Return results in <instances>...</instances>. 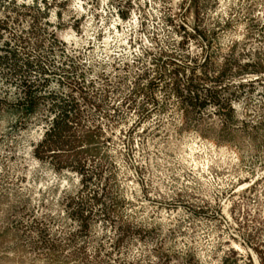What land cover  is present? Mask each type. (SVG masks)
Returning a JSON list of instances; mask_svg holds the SVG:
<instances>
[{
    "label": "rangeland",
    "instance_id": "374dc122",
    "mask_svg": "<svg viewBox=\"0 0 264 264\" xmlns=\"http://www.w3.org/2000/svg\"><path fill=\"white\" fill-rule=\"evenodd\" d=\"M0 264H264V0H0Z\"/></svg>",
    "mask_w": 264,
    "mask_h": 264
}]
</instances>
